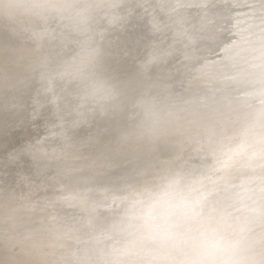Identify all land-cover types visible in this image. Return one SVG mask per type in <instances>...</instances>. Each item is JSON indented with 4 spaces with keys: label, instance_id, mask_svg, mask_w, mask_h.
<instances>
[{
    "label": "bare ground",
    "instance_id": "1",
    "mask_svg": "<svg viewBox=\"0 0 264 264\" xmlns=\"http://www.w3.org/2000/svg\"><path fill=\"white\" fill-rule=\"evenodd\" d=\"M69 3L66 18H21L15 15V5L0 16V134L5 133L4 139L0 135V150L7 148L11 137L26 134L6 160L14 165L28 155L22 165L36 166L35 171L43 174L35 172L28 181L53 184L30 200L26 195L12 203L6 197L5 214L14 212L15 223L4 240L14 232L33 236L47 210L58 217L67 206L101 210L117 201L116 207L122 196L127 199L129 186L131 192L141 182H159L158 166L164 169L163 178L181 176L177 170L188 154H214L229 138L264 122V43L253 56L258 58L245 61L246 49L264 39V0ZM78 52L95 56L96 63L89 66L86 55L69 63ZM246 65L250 68L242 73ZM221 69L233 72L216 75ZM97 77L117 85V93L94 94L90 85ZM141 116L165 122L168 134L140 136L133 125ZM22 165L28 174L30 166ZM56 176L61 179L53 183ZM134 176L140 178L138 183H121ZM168 191L162 189L155 196L146 215L157 211ZM250 199L254 207L262 200L260 207L264 206V184ZM37 200L43 202L36 205ZM32 204L35 212L26 215ZM43 205L45 214L38 209ZM243 212L245 217L249 207ZM137 216L130 214L127 221L113 216L112 224L104 219L99 224L103 228L83 237L78 255L62 253L61 262L106 264L138 246L146 254L157 252L156 245H144L146 237L137 239L132 233ZM8 221L0 215V237L8 230ZM117 230L132 239L116 247L112 241ZM51 235L57 242L64 238L60 232ZM234 235L232 242L246 256L258 258L263 235L247 239ZM28 240L21 244L26 252L32 249ZM98 241V250L91 251Z\"/></svg>",
    "mask_w": 264,
    "mask_h": 264
},
{
    "label": "rangeland",
    "instance_id": "2",
    "mask_svg": "<svg viewBox=\"0 0 264 264\" xmlns=\"http://www.w3.org/2000/svg\"><path fill=\"white\" fill-rule=\"evenodd\" d=\"M199 36L202 37L203 34L201 33ZM262 43H264V39H259L256 43L246 49L245 61H251L249 60L250 57H253L254 54H256L258 46ZM249 68L250 67L246 65L242 73H245ZM230 72L232 73L233 71L229 70L227 71V74ZM220 74L227 75L224 71L222 72V69L216 75ZM1 134L2 137L5 135L3 130H1ZM14 137H11L9 142L6 143L8 146L4 144V146L6 145L4 148H8L5 149L6 151L4 150L6 153L2 149L0 150V213H2L0 215L2 220L6 218L9 219L6 223L9 225L6 226V228L15 223V213L12 212V214H5L7 211H4L3 208L4 204L6 205V203H9L8 196H10L9 200H11L12 203L19 201L26 195H28L27 200H30L34 198V196L41 193V189H44V187L45 189H50L53 186V184L48 181L43 183L40 182V180H37L34 184H32L33 179L31 182L28 181L35 175V172L38 175L43 174L35 171L36 166L22 165L24 162L29 160H26L28 156L27 154H25L27 156H23L21 158V161L20 159L15 160L16 163L14 162V165H11L8 160H6L11 157V154H14L13 148H16L21 144L23 139L26 138V134H20L19 136L15 135ZM17 141L18 143H16ZM261 145H264V122L262 123V126L259 124L257 127L252 128L236 138H229L226 141V146L221 150H217L214 154H205L197 157L195 154L190 156L188 154L187 158L184 159L177 170V173L182 177H193L198 186L203 189L199 199L200 211H203L204 207L210 206L213 203V196L217 191V186L222 185L226 189V193L223 197V205L220 209L215 211H218L219 217L224 223L230 226L236 237L240 236L243 239L255 237L259 234L264 236V206L260 207L263 204V200L258 202V205L254 207L253 202L250 199L252 194H256L260 186L264 184V171L259 169L254 163L261 154L259 150V146ZM225 149H228L233 153L227 160L224 159L223 155ZM21 165L26 167L30 166L29 168L31 171L28 174H25L22 172L23 167H21ZM13 166H17L16 169H13L14 171L11 169L14 168ZM158 167V178L163 179L164 169L163 167ZM60 179V176H56L53 183H55V181H59ZM139 179L140 178L138 176H134L120 182L123 184H125V182L138 183ZM145 180L148 179H143V181ZM5 182H8L7 187L4 185ZM127 185L128 184L124 186ZM13 186H15L16 189ZM139 186L140 185L135 188L132 187V189L135 190ZM129 187L125 190L127 193L129 192ZM12 189H15V192H13ZM37 191L41 192L37 194ZM159 194L160 192L155 193L154 195L158 196ZM119 197L114 198L113 201H116ZM91 198H93L92 195ZM67 201L71 203L73 200L68 199ZM38 202L41 203L43 201L37 200L36 205ZM116 204L117 201L111 206L108 205L101 210L98 208L92 210H81L78 207L71 208V206H67L66 211H63L58 217L55 215L57 218L52 217L51 214L54 213L53 211L51 212L47 210L48 213H46L45 210L47 205H43L38 209L41 214L43 212L44 214L46 213V215L41 220L42 222H39L41 225L37 224L38 227L33 228V236L32 234L30 236H25L23 232H14L8 240H4L6 234L11 232L13 227L5 230V235L0 237L1 260H4L6 264H17V262H19V264H65L62 263L63 257L60 258L59 255L65 252L78 255L83 237L89 236V234L94 232V230L96 231L99 227H102L99 224L104 219L107 218L109 224H112L114 222L112 217L121 215L120 210L122 202L114 207ZM36 205L34 206L32 204L29 211L25 212V214L31 215L32 212L34 213ZM51 205L52 204L48 205V209L50 210ZM58 205H62V203H59ZM74 205L75 204H73V206ZM243 207H249V212L245 213V217L241 214L244 213ZM55 210L59 211L60 209L57 208ZM193 212L197 213V210L194 208ZM241 215L244 219H239V217L242 218ZM141 228L142 225L136 220L132 226V233L136 235L137 239L145 238V234L141 232ZM55 232L64 234L62 242H57L55 237L51 235ZM25 240L32 241V249L28 252L24 251L21 247V244H23ZM232 241H234V239L230 240V242ZM99 246L100 244L98 241L92 246L91 251H97ZM156 247H158L157 252L146 254L143 251V248L141 250L138 246L133 252L119 254L113 258V261L106 264H116L117 261L123 264L125 261H136L149 257L156 258L162 256L163 245H156ZM21 249L23 250L22 252ZM68 256L70 255L68 254L66 257ZM73 264H81V259L74 261ZM100 264L105 263L101 262Z\"/></svg>",
    "mask_w": 264,
    "mask_h": 264
},
{
    "label": "clouds",
    "instance_id": "3",
    "mask_svg": "<svg viewBox=\"0 0 264 264\" xmlns=\"http://www.w3.org/2000/svg\"><path fill=\"white\" fill-rule=\"evenodd\" d=\"M10 5H15V15L18 17L39 16L44 19L66 18L72 7L69 0H0V16L6 14L5 10ZM82 55L88 57L89 66L96 63L95 56L80 52L72 56L69 63H77ZM90 87L94 94L103 93L105 96L115 95L118 91L117 85L102 77L94 79ZM133 128L140 136L147 138L169 132L165 122H155L143 116ZM259 150L261 154L254 163L264 171V145L259 146ZM232 154L225 149L224 159L227 160ZM162 189L169 191L157 206V211L146 215L147 206L156 198L154 194ZM202 190L191 176L169 175L151 185L141 182L134 191L125 193L127 199L121 197V216L127 221L130 214H138L137 222L142 225L141 232L146 237L144 245L148 248L163 245V255L125 261L123 264H264V247L259 251L258 258H250L240 246L230 242L232 229L215 211L222 207L226 189L222 185L217 186L213 203L200 211ZM194 208L197 213L193 212ZM130 239L131 236L117 230L112 243L120 247ZM0 264L6 262L0 260ZM116 264L121 262L117 261Z\"/></svg>",
    "mask_w": 264,
    "mask_h": 264
}]
</instances>
